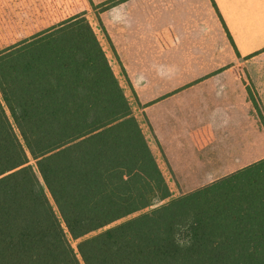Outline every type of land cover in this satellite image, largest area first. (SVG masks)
<instances>
[{
    "label": "trees",
    "instance_id": "16d2710c",
    "mask_svg": "<svg viewBox=\"0 0 264 264\" xmlns=\"http://www.w3.org/2000/svg\"><path fill=\"white\" fill-rule=\"evenodd\" d=\"M40 10L0 46V264H264V159L142 213L171 191L86 12Z\"/></svg>",
    "mask_w": 264,
    "mask_h": 264
},
{
    "label": "crops",
    "instance_id": "0c3cea01",
    "mask_svg": "<svg viewBox=\"0 0 264 264\" xmlns=\"http://www.w3.org/2000/svg\"><path fill=\"white\" fill-rule=\"evenodd\" d=\"M210 1L214 32L180 29L174 17L162 28L151 18L136 32L106 30L114 55L103 49L174 199L264 158L249 95L264 115V0ZM209 168L219 172L202 180Z\"/></svg>",
    "mask_w": 264,
    "mask_h": 264
},
{
    "label": "rangeland",
    "instance_id": "374dc122",
    "mask_svg": "<svg viewBox=\"0 0 264 264\" xmlns=\"http://www.w3.org/2000/svg\"><path fill=\"white\" fill-rule=\"evenodd\" d=\"M107 3H110L109 8L103 9L101 7L102 4ZM33 5L35 8L31 7ZM41 7L43 10L55 12V15H57V11L65 12L64 14L55 16V19L58 21L78 11L86 12V18L91 23L102 47L108 51L109 56L114 55L110 45L112 42L109 40L110 34L107 32V29H111V27L113 33L123 32L124 30L136 32L141 30V28H147L149 24L146 21L151 18L160 19L159 23L161 25L166 23V21H162L163 18L174 17L173 19L180 29L185 28L191 29L193 32L208 33L216 31L214 30L215 21L217 20L218 22L216 12L210 0H127L120 3H116L115 0H0V46L1 44L9 45L16 42L14 40L24 38V34H31L34 27L29 24L32 20L42 19V16L39 15ZM44 19H48V17H44ZM164 26L161 25L160 27ZM201 55L203 56V53L195 54V56ZM114 59H117V55ZM206 60L207 58L204 61ZM204 61L201 63H204ZM124 86L127 90L125 82ZM262 118L264 119V117ZM261 122L264 123L263 120ZM210 165L215 166L214 164ZM210 165L208 167H211ZM241 170L215 182L231 177ZM218 172L219 170L209 168L206 171L202 170L200 176L204 180L205 178L202 173H207L208 179L210 175ZM208 185L201 186V188ZM172 188L177 191L176 197H178L179 193L182 194L181 186L172 185ZM172 197L166 201L157 202L142 213L150 212L162 206L173 200L174 198ZM73 246L76 248L77 242H73Z\"/></svg>",
    "mask_w": 264,
    "mask_h": 264
}]
</instances>
